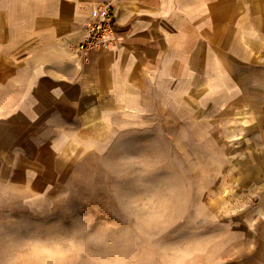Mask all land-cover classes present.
Masks as SVG:
<instances>
[{
    "label": "crops",
    "instance_id": "crops-1",
    "mask_svg": "<svg viewBox=\"0 0 264 264\" xmlns=\"http://www.w3.org/2000/svg\"><path fill=\"white\" fill-rule=\"evenodd\" d=\"M103 2L118 43L80 52ZM252 83L264 87V0H0V214L15 213L5 199L27 209L47 198L45 171L58 165L48 159L81 150L117 115L160 107L183 119ZM258 225L185 264H264Z\"/></svg>",
    "mask_w": 264,
    "mask_h": 264
},
{
    "label": "rangeland",
    "instance_id": "rangeland-1",
    "mask_svg": "<svg viewBox=\"0 0 264 264\" xmlns=\"http://www.w3.org/2000/svg\"><path fill=\"white\" fill-rule=\"evenodd\" d=\"M230 98L183 119L160 107L117 115L81 150L48 159L58 165L45 171L47 198L4 200L15 213L0 214V264H185L258 236L264 87Z\"/></svg>",
    "mask_w": 264,
    "mask_h": 264
},
{
    "label": "built area",
    "instance_id": "built-area-1",
    "mask_svg": "<svg viewBox=\"0 0 264 264\" xmlns=\"http://www.w3.org/2000/svg\"><path fill=\"white\" fill-rule=\"evenodd\" d=\"M114 14L112 3L99 4L95 18L85 24V35L77 46L80 52L110 49L117 45L118 34Z\"/></svg>",
    "mask_w": 264,
    "mask_h": 264
}]
</instances>
